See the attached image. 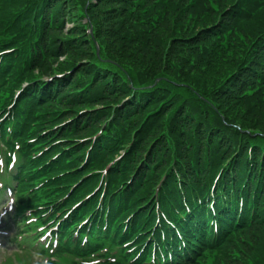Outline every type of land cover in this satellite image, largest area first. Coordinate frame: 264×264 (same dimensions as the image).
Returning <instances> with one entry per match:
<instances>
[{
  "label": "trees",
  "instance_id": "obj_1",
  "mask_svg": "<svg viewBox=\"0 0 264 264\" xmlns=\"http://www.w3.org/2000/svg\"><path fill=\"white\" fill-rule=\"evenodd\" d=\"M89 1L88 14L96 40L102 47L103 62L97 61L92 52L94 47L90 49L87 44L80 48V57L89 61L85 76L75 78L73 74L74 78L68 76L57 80L50 92L44 91L46 98L52 99L44 108L49 113L46 121L78 111L72 106L61 105L55 94L69 95L71 91L83 94L92 81H98L105 89L112 87L114 92L112 97L109 96L110 100L101 101L109 113L97 116L78 137L95 134L99 126L111 118L114 120L108 129V138L111 142L121 143L120 149H125L133 137L137 138L141 133L133 145L134 155L128 156L127 166L125 163V178L142 164L146 158L143 150L151 144L150 151L155 140L166 134L169 143L166 153L155 150L159 155L153 154L152 159L149 156V161L142 164L140 177L147 175V179L140 183L135 181V188L127 189L139 205L135 212L137 224L144 225L154 217L155 210L146 218L149 209L144 206L165 179L160 193L161 209L178 221L182 232L189 227L192 229L187 235L192 237L194 234L200 244L197 264H264V136H261L264 135V0H0V35L20 42V35L27 30L24 22L35 18L40 24L35 32L40 53L31 63L23 62L24 51L18 59L10 61L8 70L12 76H8V81L7 76L1 80L4 84L9 82L12 89L0 90V104L2 98L7 102L12 99V90L23 82L33 83L46 76L73 71L76 63L73 53L77 51L74 49L72 53L63 45L66 41L77 38L86 41L87 38L83 26V33L65 35L64 23L74 16L78 21V7L84 10ZM102 18L109 20L102 22ZM103 24L108 25L109 30L105 31ZM57 45L60 47L54 48ZM159 47L162 52H157L152 61L149 56ZM58 51L66 57L67 65L56 66ZM101 63L118 66L125 74H136L145 79L147 86L158 80L174 88L182 86L181 89L190 90L186 91L213 106L227 124L211 117L210 111V116L201 112L205 119L201 118L190 100H180V104L169 105V109L161 112L158 108L168 96L156 102L155 94L161 93L158 86L138 91V88L124 84V90L120 89L117 78L107 80L103 71L94 66ZM221 79L225 81L218 84ZM230 83H234L235 89ZM225 88L230 93L224 91ZM221 89H224L223 94H218ZM128 97L130 99L123 103ZM136 97L140 101L133 100ZM121 103L123 107L117 108ZM96 104L93 102L78 109L88 110ZM119 111L131 120H119ZM156 112L154 126L147 124L145 130V122L148 123V118ZM29 129L27 124L24 139ZM40 133L38 131L36 136ZM116 143H111L98 160L106 159ZM113 158L114 154L110 153L108 160ZM21 165H24L23 170H28V166L32 169L40 164ZM220 173L217 193H224V196L219 194L216 207L222 233L212 243L205 240L198 228L203 220V209H207L205 194L209 193L214 177ZM186 205L197 208H193L194 216L189 218V225ZM222 205L228 206L227 212ZM220 206L225 213L222 219ZM134 209L133 206L129 211ZM196 234L204 236V241L198 240ZM212 258L214 261L210 262Z\"/></svg>",
  "mask_w": 264,
  "mask_h": 264
},
{
  "label": "rangeland",
  "instance_id": "obj_2",
  "mask_svg": "<svg viewBox=\"0 0 264 264\" xmlns=\"http://www.w3.org/2000/svg\"><path fill=\"white\" fill-rule=\"evenodd\" d=\"M85 6L86 7L84 8V10H81L82 7H78V11H79L78 21L75 20V16L73 18L69 17V19L67 21H65V23H64L65 25L63 28V32L65 35L77 34L78 32L83 33L85 30V32H84L86 34L85 38H87L86 41H80L81 40L80 38L79 39L77 38L76 41H66L65 45H63L66 49L70 50L72 53H73L74 49L77 51L76 53H73V54H75V62L77 64L75 63V66H74L75 68H73V71L70 73L72 78H74L75 76L76 77L77 76H83L84 77L85 76L84 73L87 69L85 67H87L89 65V63H88L89 61L85 60V58H83V57H80L79 53L81 52V50H80L81 47H85L87 44L89 45L90 49H92L94 47L95 51H92V52L96 55L97 61L103 62V57H104L103 53L101 54L102 47L100 46L99 42L96 40V32L94 30V25L91 21L89 14H88V11L90 10V7H91L90 1L86 2ZM75 14H77V13H75ZM107 20H109V18H102L101 19L102 22H106ZM82 26H83L84 30L81 28ZM103 27L105 28V31H106V29L109 30L108 25L104 26V24H103ZM57 47H60V45H57L54 48H57ZM157 52H159V53L162 52L161 47L157 48L156 52H154L153 55L149 56V58L152 61H154V59L157 57ZM56 55L59 57V59L56 63V66H58L59 64H65V65L68 64L66 57H64V56L62 57L63 54L60 55V51H58V53ZM91 64H93V63H90V65ZM94 66L97 67L98 70L103 71V75H105L104 77H107V80L117 78L118 80H116V82H117L116 84L118 85V87L120 89H123V90H124V87H123L124 84L130 85V87H133V89L138 88L137 89L138 91L151 90L154 87L158 86L159 89H161V90H159L161 93L155 94L159 98V99L158 98L156 99V102L161 101L164 98V96L165 97H166V95L168 96L166 101L163 102V104H161L160 107L158 108L159 111H161V112L164 109L165 110L169 109V107H168L169 105H174L176 103L180 104L181 103L180 100H186V101L190 100L193 107L195 108V110L200 112L201 118L205 119V114L209 115L208 112L210 111L211 117L217 118L219 120V121L217 120L219 123L227 124V123H225L224 119H222L218 116V114L216 113V109L213 106H211L207 102L202 101L200 99V97L195 95L194 93L190 94L191 92L190 93L188 92L190 90L186 89V90H188V91H186L184 89H181V88H183L182 86H180L179 89H178V87H175L178 89V90H176L173 86H169L168 83L167 84L159 83L161 80H158V82H156L152 86L151 85L147 86V84H144L145 79H141V77L137 76L136 74H129V73L125 74V73L121 72V70L118 68V66L117 67L116 66H108L105 63H101L100 66H97V65H94ZM109 67L111 69H109ZM73 74H74V77H73ZM225 77H227V76H225ZM48 78H49L48 76L45 77L46 80ZM225 79L223 81L221 79L218 82V84H221L222 82H224ZM81 81L83 82L84 80H81ZM234 83H230V86L233 85L231 87L233 89H235ZM110 86H113V85H110ZM77 87H80V85ZM72 89H73V87H71V90ZM223 90L224 89H221V91L218 94H220V93L223 94V92H222ZM112 91L114 92L112 87L110 89H105V87L101 83H99L98 81H92L90 84V88L88 90H85L83 94H77L78 92L71 91V93L69 95H63V94L59 93V94H55V96H56V99L58 101L63 103V105L69 104L70 106L76 108L77 110H79L78 109L79 107H83L84 105L96 102L97 103L96 105L92 106L91 108L89 107L88 114L84 115L82 117V120H81L82 122H85L87 120V121H89V123H94V119L97 116L109 113L108 109L105 108L101 104V101L104 99H109V96L112 97L113 96ZM224 91H228V90L225 88ZM110 92H112V93H110ZM96 93H98V94H96ZM94 97H96V98H94ZM130 97L126 98L123 103H126L130 99ZM113 99H115V98H113ZM134 99H136L137 101H140V99H137V97L133 98V100ZM111 101L113 102V100H111ZM123 103H121L119 106H117V108L118 107L122 108ZM132 108H133V106H132ZM91 112H93V113H91ZM157 112L155 114H153L151 118L150 117L148 118V123L145 122L146 126H143V127H145L144 128L145 130L148 127L147 124H149V125L151 124L152 126H154L153 124L155 123V120L157 118ZM201 112H203L205 114H202ZM118 116H119L118 117L119 120H121L122 122H124L125 118L127 120H131V118L129 116L125 117V114L121 113L120 111L118 113ZM186 116L189 117L190 114L189 115L187 114ZM106 121L111 123L110 119L106 120ZM197 122L203 123L204 121L197 120ZM129 123H130V121H129ZM215 124H216V122H215ZM79 125H81V123ZM233 127H236V126H233ZM261 136H264V135H261ZM138 137H141V133L137 134V138H135V140L137 139V141H138ZM166 139H167V136L165 134L164 136H162V137H160L154 141V143L152 145L153 147H152L150 155H149L151 159L153 157V154L155 156L159 155V152H157L155 150H160V151L164 150V153L167 152V150L169 149L168 148L169 143L166 141ZM262 139L264 140V137ZM143 145L145 147L147 145V142L143 143ZM150 147H151V144H150ZM150 147L145 148L146 150L145 149L143 150V154H146L147 152H149ZM16 250L17 249L16 248L14 249V246L11 245L7 249L3 250L2 255L4 257H9L12 255L13 251H16ZM1 258L2 257H0V264H2L3 260H4L3 258L2 259ZM213 261H214V258H212V260H210V262H213Z\"/></svg>",
  "mask_w": 264,
  "mask_h": 264
}]
</instances>
